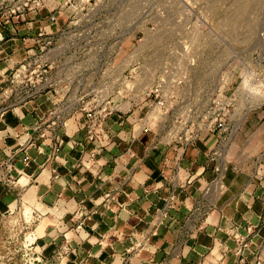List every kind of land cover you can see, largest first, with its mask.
<instances>
[{"label": "crops", "instance_id": "crops-1", "mask_svg": "<svg viewBox=\"0 0 264 264\" xmlns=\"http://www.w3.org/2000/svg\"><path fill=\"white\" fill-rule=\"evenodd\" d=\"M36 26L32 14L0 26V218L18 202L37 210L34 246L58 264H264V114L224 147L207 130L182 142L142 127L125 105L95 139L80 114L41 137L50 93L3 91Z\"/></svg>", "mask_w": 264, "mask_h": 264}, {"label": "rangeland", "instance_id": "rangeland-1", "mask_svg": "<svg viewBox=\"0 0 264 264\" xmlns=\"http://www.w3.org/2000/svg\"><path fill=\"white\" fill-rule=\"evenodd\" d=\"M83 2L84 6L90 7V12L84 8L82 12H98L102 24L96 28L86 23L82 32L85 39L79 43L81 46L78 51L73 52L72 57L65 54L60 58L63 67L69 71L70 97L76 89H83L93 81L105 79L107 74L104 71L99 74V71H95V65L98 63L99 68H102L108 65L107 62L112 65L121 63L132 52L136 39H141L143 54L140 58L132 59L126 71L127 78H136L130 67L143 65L150 72V75L145 71L142 74L144 81L147 78L144 82L147 86L155 79L156 68L160 64L169 66V70L163 73L165 83L162 94L166 95L169 104L164 120L159 122L163 134L170 126L178 124L190 114L193 117L202 115L204 105L223 71L229 70L233 81L235 78L237 81L241 70H255L256 82L263 89L256 91L257 95L261 98L264 96V0ZM46 16L47 11L41 9L32 19L36 18L37 24H45ZM61 18L58 19L59 24ZM183 51H187V57L179 56ZM110 53L115 55L111 59H97V55L106 56ZM173 53L178 54V57ZM179 58L176 70L181 67L178 75L183 77L178 83L171 82L169 79L175 73L171 68ZM209 67L213 70L207 73ZM248 86L250 83L246 78L244 88ZM122 94H126L121 97L122 100L130 101L129 110L140 109L139 116H143L148 105L139 99L140 92L121 91L120 96ZM89 97L90 94L85 99ZM151 111L150 114H153ZM263 111L264 103L251 106L230 136L220 138L223 147L229 144L247 116L260 120L262 118L256 116L264 114ZM42 223L37 210H31L19 202L5 212L0 218V264H58L46 261L39 248L34 246L40 232L34 228Z\"/></svg>", "mask_w": 264, "mask_h": 264}, {"label": "built area", "instance_id": "built-area-1", "mask_svg": "<svg viewBox=\"0 0 264 264\" xmlns=\"http://www.w3.org/2000/svg\"><path fill=\"white\" fill-rule=\"evenodd\" d=\"M84 4L83 0H0V26L9 20L24 18L27 14L36 16L41 9L47 11V22L37 24L34 35L30 37L32 45L6 74L4 96H13V99L17 101L30 99L47 91L50 93L52 103L46 111V117L42 123L35 125L41 137H44L46 132L52 137H58L57 130L64 124L66 116L80 114L83 118L86 138H97L100 123L114 110L120 109L122 105L130 104L128 99H121L123 95L126 96V94L120 96L121 91H139V99L148 105V109L146 108L141 118L138 115L133 117L134 122H139L142 127H145L148 121L162 122L169 105L166 95L162 94L163 83H165L163 73L169 70V66L160 64L159 68H156L155 79L147 86L144 84L147 78L144 81L142 74L145 71L150 75V72L148 69L145 70L143 65L130 67L136 75L135 80H130L126 75L128 66L133 62L132 59L140 58L143 54L141 39H136L137 43L131 50L132 52L126 55L121 63L112 65L107 62L108 65L102 68H99L98 63L95 65V71H99V74L104 71L107 74L105 79L93 81L83 89H76L72 97L68 95L70 91L69 71L63 67L60 58L65 54H70L69 57H72L73 52L78 51L81 46L79 43L84 42L83 39H85L82 32L86 23L96 28L102 24L99 22L98 12H82L83 8L90 12V7ZM95 4L97 5L96 2ZM60 17L63 19L61 18L62 22L59 24ZM187 55V51H183L179 56L187 57ZM103 56L97 55V59H111L115 55L110 53V55ZM177 61L175 60L171 68L175 73L171 72L169 79L176 83L180 82L183 77L178 75L182 68L179 66L180 68L176 70L180 58ZM212 70L209 67L206 72L209 73ZM243 78H247L250 83V86L245 89L239 87ZM256 79L257 74L253 69L244 72L241 70L237 81L236 78L233 81L229 70L223 71L219 82L204 105L202 115L193 117L190 114L182 118L178 124L170 126L165 135L182 142L193 140L201 130L213 132L218 138L230 136L242 120L232 115L236 106L240 105L241 99L246 101L249 108L264 103V96L258 104L252 101L256 91L263 90ZM88 94H90L89 99H85ZM153 109L160 111L157 115L151 114L147 117V113ZM244 244L240 241L241 246ZM236 253L240 255V246L237 247ZM240 260L241 258L238 257V263Z\"/></svg>", "mask_w": 264, "mask_h": 264}, {"label": "bare ground", "instance_id": "bare-ground-1", "mask_svg": "<svg viewBox=\"0 0 264 264\" xmlns=\"http://www.w3.org/2000/svg\"><path fill=\"white\" fill-rule=\"evenodd\" d=\"M246 82V78H244L240 83H239V87H242L243 89L244 88V84ZM261 99V96L257 95V93H255V96L253 97L252 101L256 104H258V101ZM249 109V106L246 104V101L244 99H241L240 100V105L237 107L236 106V109L234 111V113L232 115H236L238 116V118H242L243 116H245L246 112L248 111ZM157 110V111H156ZM158 109H153L151 112L155 115L158 114ZM148 115H151L150 114V111L147 113V117ZM32 214V213H31Z\"/></svg>", "mask_w": 264, "mask_h": 264}]
</instances>
